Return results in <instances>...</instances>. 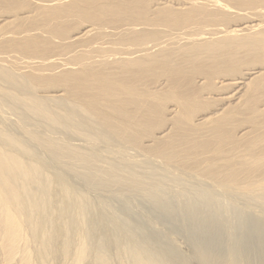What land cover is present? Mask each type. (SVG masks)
Segmentation results:
<instances>
[{
    "label": "bare ground",
    "instance_id": "obj_1",
    "mask_svg": "<svg viewBox=\"0 0 264 264\" xmlns=\"http://www.w3.org/2000/svg\"><path fill=\"white\" fill-rule=\"evenodd\" d=\"M0 9L1 23L9 17L18 23L4 22L14 30L0 34V82L7 83L14 103L7 107L23 135L32 124L41 129L59 123V115L75 106L97 121L96 131L123 139L126 129L135 128L131 119L138 111L166 115L158 100L172 94L185 123L175 108H168V121L186 130L175 135L189 133L181 135V146L197 139L188 129L201 128L217 146L199 159L192 152L164 158H177L193 177L211 168L213 181L225 176L234 187L189 188L118 159L100 168L92 165L94 158L69 152L61 139L51 142L44 130L24 139L2 128L0 264H264V188L245 185L237 169L231 173L237 158L246 163L247 155H264V147H244L264 132V105L254 103L264 89V0H0ZM113 45L134 50L114 53ZM74 50L83 53L66 61L62 55ZM249 57L261 65L237 71ZM17 59L23 73L5 68ZM200 76L232 91L221 109L193 118L191 108L203 91L195 81ZM45 86L59 87L65 102L52 107L45 103L50 97L33 95ZM234 114L250 118L248 127L230 129ZM168 134L150 139L158 143ZM28 139L40 151L51 150L53 161ZM65 158L70 167L53 165H64Z\"/></svg>",
    "mask_w": 264,
    "mask_h": 264
},
{
    "label": "rangeland",
    "instance_id": "obj_2",
    "mask_svg": "<svg viewBox=\"0 0 264 264\" xmlns=\"http://www.w3.org/2000/svg\"><path fill=\"white\" fill-rule=\"evenodd\" d=\"M0 11L4 12L2 9H0ZM2 12H0V15H2ZM9 18H10L9 20H11V25L13 24L12 26L14 28L17 27L18 26L17 20L14 17H9ZM6 20H7L6 21L7 23L5 21H2V23H1V21H0V26L4 27L3 30H1V27H0V34L3 32H7V31L9 32L10 29L14 30V28L10 27L11 26L10 24H9L10 26L5 25V24L10 23L8 18ZM12 21H13V23H12ZM4 22H5V24H4ZM2 24L5 26H2ZM10 38H14V36L10 37ZM57 40H54L53 46L57 47V44H59V43L61 44V42H59V40L58 41ZM115 42H117V40ZM0 43H1V41H0ZM108 45H110V44H108ZM106 46H107V44H106ZM114 46L116 47V49H114L115 48ZM125 47H123L122 45H113V47L111 46V50H114V53L116 51H117L116 53H118V51L120 49L121 50L123 49L122 51H124V52H130V51L134 50L129 45L128 46L125 45ZM77 49H80V48H77ZM50 53L52 55H54V54L57 55L55 51L54 52L51 51ZM82 53L83 52H81V51H75L74 50L71 53H68L69 55L66 54V55H62V56H64L66 58V61L73 63L74 57H76L77 54L79 56V54H82ZM119 53H120V51H119ZM18 54H16V55L18 57L20 56V58H21L22 56L20 54L19 55ZM70 54H72L73 56ZM67 55H68V57H67ZM25 56H28V55H25ZM69 56L71 58H69ZM259 57L261 58L260 55H259ZM67 58H69V59H67ZM250 58L251 57L241 61L243 63V65H245L244 66L245 68L240 66V64H239V66L237 65V68L235 67V69H237V71H239V70L242 71V70L246 69V66L248 64L252 65V63H253L252 66H256V64H258V63L261 65L262 62L261 63L257 62L258 60H261L260 58L258 59V57L257 58L252 57V58H256V59H254L255 61H253V59L251 58L253 62L248 61V60H250ZM17 60H19V62L16 61L18 63L15 62L13 65V63L10 62L8 64L10 67H8V65H7L5 68H7V70L10 68L9 70H12L16 66L13 71H16V69L19 68L20 69L19 72L21 71V73H23L25 70L22 68V65H20V59H17ZM9 61H13V60L10 59L7 62H9ZM248 62H251V63H248ZM2 63L0 65H2ZM11 66H14V67L11 69ZM17 71H18V69H17ZM19 72L18 73L15 72V73L21 74ZM228 74H230V73H228ZM218 78H221V75L220 76L218 75ZM218 78L215 80L220 81L221 79L219 80ZM196 79H198L197 81H199V79H200L201 83L202 82L205 83L207 81V80L203 79L202 76H200L199 78H195V81H196ZM201 79H202V81H201ZM200 82L199 83L195 82L196 85L199 84L198 87L200 86L203 91H202V95L200 96V99L196 100L193 104V107L191 108V113L193 114V118H199V117H201V114L210 115L211 113L219 110L218 108L221 109L222 108L221 106L225 103V100H223L224 101L223 102V101H221V99H223L227 93L232 91L230 86H229L230 90H229V88H227V91H226V86H225V89H222L223 87L218 85V84H220V82L216 83L215 81L214 82L207 81L208 82L207 84H211V85H212V83L216 84V89L213 88L212 86H210V87H212L213 89H211V88L207 89V88H209V85H207V84L203 85ZM0 83L3 86V90H4L3 93H0V127H1L0 130H2V128H3L10 135H12V133H14L16 135L19 134V135L23 136L24 139H26L28 136H31L30 138H35V135L36 136H38V135L43 136L42 133L44 131H46L45 134L47 133L49 135V138L48 137L47 138L50 139V141L52 140L51 142H56L57 139L58 140L61 139V140H59L60 142L62 141L63 143L68 144V145L65 144V146H68V148H70V146H71V149H69V152L81 153L80 157H81V159H84V160L88 159L86 157V155L90 156L91 160H92V158H94L95 162L92 163V165H98V167H100V168H102L101 166L108 168L109 162H112L113 160L118 159V160H123L124 162H126V164L128 163L130 166H132L136 169H138L137 166L142 165L144 167L145 171H149L152 175L161 176L166 180L173 179V181H175L176 183H181V186L185 185L186 187H189V188H194L196 186H200L202 189H205V190H219V189L224 190L228 187L234 188V187H231L233 185L231 182L230 183L227 182V179H225L223 181L222 178L225 176L220 177L217 180L219 183L217 181H213V178L211 177V174H210L211 168H209V167H208L209 169H207L205 172H203V175L199 174L197 172L198 173L197 177H195V176L193 177V176L187 175L188 174L187 173V167H189V166H186V165L182 166V165L176 163L177 158L172 159L171 162L168 161L167 158H164L165 155H168V156L176 155L177 156L178 154H176V152H180V153L181 152H192V153L196 154V156L192 159H199L204 151L211 150L217 146V145H215V140L213 139V137L208 135L207 129L201 128L200 130L195 131L192 129H188V127H185V128L190 130L191 132L195 133L197 136V139L194 142L189 143V145L186 147L181 146V142L183 140L181 138V135H189V133L186 132V133H181L179 135H175V133L177 132L175 130H178V128L175 129L176 126L174 127L173 125L171 127V124L169 123L170 120L168 121V118L170 117V116H168V111H169L168 108L169 109L175 108L177 110L179 109L178 112L180 111V113L178 114L179 115L178 118H180L181 122L185 123V120L182 117L183 112L180 110V108L178 106L176 107V105L178 104L177 99L172 94H169L168 96H165V97H161L160 100H158V102L160 104H162V107H164V109H167L166 110L167 116L164 114L163 117H161V119L156 117V116L150 118V116L147 117L141 111H138V113L135 114V117L132 116L131 121L133 122L135 128L125 130V133L128 134L129 138L127 136H124L123 139L121 137L118 138V137L114 136L112 133L108 134L109 130L102 131V132L96 131L97 129H95V128H99V126H100V125H98L97 121L93 120L91 115H89L85 109H78V108H75V106L68 108V110H70L71 112H69L66 109L67 110L66 112L72 113V114L63 113L62 116L59 115V117H62L59 119V123H54L52 125L48 124V126H50V127H46L45 126L46 123L44 124L43 122L40 121L41 123H43L41 129L39 127L32 126L33 125L32 124L31 126L26 127V129L30 135L29 134L23 135V132L19 127V126H21V122L18 121L20 124L19 125L18 122L15 121L18 117L15 114H12L15 112L10 111L9 108L7 107L11 104V102L13 103L11 97L8 96V94L6 93V90L9 91V88L8 89L6 88L7 83H4L2 81ZM46 84H52V83L48 82ZM141 87L142 86H140V88ZM218 88H220V89H218ZM53 89H55V90H53ZM59 89H60L59 87L54 88V87L45 86V89L39 88V89L33 90L32 93L36 97H40V98H46L47 99L48 97H50V98H48V99H50L49 101H48V99L47 100L45 99L46 101L44 99H41V100H42V102L45 101V103L51 104V106L52 105L57 106V105H59V103L61 104V103L65 102V100H64L65 94H63L64 92L59 90ZM214 89L216 91H214ZM56 91H57V93L58 92L59 93L57 94ZM12 92L15 93V91H12ZM60 93H62L63 95L61 94V96H64V97H61L59 95ZM220 97H222V98H220ZM255 97L256 98L255 99L253 98V99H254V101H255L254 103H256V105L259 104L260 107L262 104L264 105V103H263L264 102V89L261 90L258 94H256ZM57 100H60V101H57ZM256 100H258V102ZM52 107H54V106H52ZM57 110H58V108H57ZM62 112L60 111V113H62ZM64 115L66 116V118L63 117ZM71 115H73V116H71ZM235 115L236 114H234V118H236L237 120L236 119L233 120V123H232L233 126L231 124L230 129L233 130V128L235 127V130L238 131L239 129L240 130L243 129V127H248L247 124H249L250 121H248V120H250V118H247L248 120L245 121L244 117H247V116L240 114L243 117L237 118V116H240V115L239 114H237V116H235ZM29 116L31 117L32 115H29ZM10 117H11V119H10ZM119 120H120V118H118L117 121H119ZM32 121L35 122L34 120H32ZM234 121L235 122L237 121V122L235 123ZM247 121H248V123H247ZM86 124L90 125L88 128L92 127L93 129L91 128L88 130L86 128V126H87ZM55 126H59V127L57 128ZM33 127H34V129H32ZM81 128H82V130H81ZM237 128H238V130H237ZM251 129H253V128H251ZM40 130H41V132H40ZM263 130H264V128H263ZM263 130H261V131H263ZM30 131H32V132H30ZM178 131H186V130L180 129ZM165 132L169 133L167 137H170V138H168L167 140H166L167 137H164V138H161L163 141L161 140V142L159 141L158 143H155V142L153 143V141H151L150 138H154V136H158V137L161 135L163 136L165 134ZM37 133H38V135H37ZM171 133H172V135H170ZM202 134L204 135V137L202 136ZM259 136H260L259 140L257 137L256 139L252 138L249 141H245L246 144L244 145V147L245 146L248 147L247 149L250 150V151L248 150V152H252L251 150H256L260 147H264V141H262L264 139V132L260 133ZM53 138H55V139H53ZM131 140H133L134 143L130 142ZM59 141H57V142H59ZM27 142H28V144L30 143L29 145L31 146V148L33 150H36V151L39 150V148L35 145V142L33 140L28 139ZM160 143H162V144H160ZM65 146H63V147L65 148ZM246 147H245V150H247ZM68 148H65V149L68 150ZM137 151H139V152H137ZM40 152L42 155L47 154V156H49L48 154H50L49 158H51V161H53L52 160L53 158L51 157L52 156L51 150L44 149V151H40ZM134 155H136V156H134ZM158 155H161L163 158H161ZM221 156H223V155H221ZM216 157L218 158L217 155H216ZM247 157H250V160H248L246 158L247 159L246 163H242L241 161H239V158H237V160L234 159L237 162L234 165V167H232L233 170L231 171V173H234L235 172L234 170L237 169L240 174L242 173L243 176H245L244 179H241V181L245 185H249V186L252 185L253 187L264 188V155H249V156L247 155ZM81 159H78V160H81ZM97 159L99 160V162L97 161ZM192 159H190L189 161L192 162ZM229 159H230V157H227V159H225V162H227ZM69 161H70L69 158H65L64 159V165H62V166H61V164L58 165V163H56L55 161L53 162V165L57 166V168L70 167V166H68L69 164H67ZM179 161H181V160H179ZM89 164H87V165L85 164V165L86 166H92L91 162ZM82 165L76 164L75 166L79 167ZM75 166H71V167H75ZM118 168H120V166ZM124 170L127 171L128 173L130 172L127 169H124ZM116 171L119 172V174L122 173L121 170H116ZM198 180L201 182H199ZM220 182H222V183H220Z\"/></svg>",
    "mask_w": 264,
    "mask_h": 264
}]
</instances>
